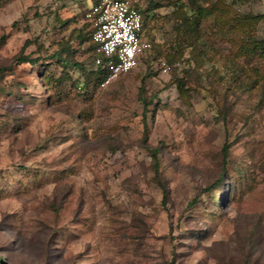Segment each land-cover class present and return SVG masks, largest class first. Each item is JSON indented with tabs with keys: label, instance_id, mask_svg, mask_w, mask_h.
Returning <instances> with one entry per match:
<instances>
[{
	"label": "rangeland",
	"instance_id": "374dc122",
	"mask_svg": "<svg viewBox=\"0 0 264 264\" xmlns=\"http://www.w3.org/2000/svg\"><path fill=\"white\" fill-rule=\"evenodd\" d=\"M89 1L0 0V258L264 264V0H129L153 49L105 87Z\"/></svg>",
	"mask_w": 264,
	"mask_h": 264
},
{
	"label": "built area",
	"instance_id": "2783aa9c",
	"mask_svg": "<svg viewBox=\"0 0 264 264\" xmlns=\"http://www.w3.org/2000/svg\"><path fill=\"white\" fill-rule=\"evenodd\" d=\"M87 19L95 46V66L109 72L103 87L133 71L153 49L140 11L129 0H90Z\"/></svg>",
	"mask_w": 264,
	"mask_h": 264
},
{
	"label": "trees",
	"instance_id": "16d2710c",
	"mask_svg": "<svg viewBox=\"0 0 264 264\" xmlns=\"http://www.w3.org/2000/svg\"><path fill=\"white\" fill-rule=\"evenodd\" d=\"M198 14H200V17H203V12H201L200 10H198ZM200 19L201 18H199L198 20H195L194 22H189V21L186 22L184 24L185 29L187 31L188 30L189 31L190 30H193V28L195 26H198L199 25ZM91 32H92V30H91ZM92 34H93V32L91 33V38H90L91 39V43H92L91 44L92 45L91 47H92V53H93V55L96 58L95 46H94V43L92 42ZM80 37H81V35H79L78 38H80ZM241 50L242 51L249 52L248 55H252V56L253 55H257L261 59H264V40H262V39L261 40H258V39L257 40H254L252 42L251 48L248 47V46H244ZM94 61H95V59H94ZM19 62L20 63L29 64V65H32V66H37L38 63H39V60L30 58L29 56H24V57H22V58L19 59ZM65 64H66L67 67H70L71 65L74 66V67L78 66V63H72L70 61H66ZM82 72H83V70H82ZM42 75H43V73H42ZM92 75H94V78H95L94 80L99 81L100 82V85L102 86V84H104V82L107 80V78L109 76V72H108V70H107V68L105 66H100V67H97V69L94 72H92ZM45 79H46V77L44 75L43 76V80H45ZM182 88L183 87L181 85H179V89L181 90ZM225 148L227 150V146ZM228 187H229L228 188V191H227V193L225 195V199H226L227 202L230 201V200H233L234 195H235V193L237 191L236 186H232V187L228 186ZM164 197H167V190H166V188H164ZM0 264H4L2 258H0Z\"/></svg>",
	"mask_w": 264,
	"mask_h": 264
}]
</instances>
